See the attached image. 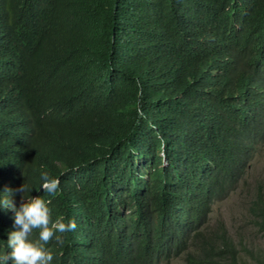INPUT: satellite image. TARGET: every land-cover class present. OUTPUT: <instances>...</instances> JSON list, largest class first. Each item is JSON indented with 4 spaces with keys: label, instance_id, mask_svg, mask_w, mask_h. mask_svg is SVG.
Segmentation results:
<instances>
[{
    "label": "trees",
    "instance_id": "16d2710c",
    "mask_svg": "<svg viewBox=\"0 0 264 264\" xmlns=\"http://www.w3.org/2000/svg\"><path fill=\"white\" fill-rule=\"evenodd\" d=\"M263 144L264 0H0V202L75 220L52 264H264L209 224Z\"/></svg>",
    "mask_w": 264,
    "mask_h": 264
},
{
    "label": "clouds",
    "instance_id": "9594fccd",
    "mask_svg": "<svg viewBox=\"0 0 264 264\" xmlns=\"http://www.w3.org/2000/svg\"><path fill=\"white\" fill-rule=\"evenodd\" d=\"M44 193L54 197L60 191V180L50 176L47 171L41 173ZM30 189L23 183L16 191L23 194ZM51 200L41 196L26 199L19 208L11 201L0 202V207L14 211V226L17 230L10 232L8 248L11 250L7 255L0 256V264H8L12 260L14 264H52L54 256L48 245L55 240L57 245L62 246V235L76 230L75 220L65 222L63 218L52 220L49 207ZM34 231H38V238L30 239Z\"/></svg>",
    "mask_w": 264,
    "mask_h": 264
},
{
    "label": "rangeland",
    "instance_id": "374dc122",
    "mask_svg": "<svg viewBox=\"0 0 264 264\" xmlns=\"http://www.w3.org/2000/svg\"><path fill=\"white\" fill-rule=\"evenodd\" d=\"M258 192L264 200V144L252 158L236 189L215 201L209 215L210 225L222 221L230 237L240 242L238 246L252 248L253 256L264 254V230L258 228L254 212L250 209L251 201ZM161 264H184V260L179 256Z\"/></svg>",
    "mask_w": 264,
    "mask_h": 264
}]
</instances>
